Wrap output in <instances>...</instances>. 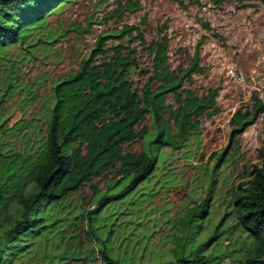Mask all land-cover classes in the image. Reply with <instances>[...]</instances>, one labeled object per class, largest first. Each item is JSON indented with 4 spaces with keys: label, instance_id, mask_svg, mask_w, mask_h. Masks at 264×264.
Listing matches in <instances>:
<instances>
[{
    "label": "trees",
    "instance_id": "obj_1",
    "mask_svg": "<svg viewBox=\"0 0 264 264\" xmlns=\"http://www.w3.org/2000/svg\"><path fill=\"white\" fill-rule=\"evenodd\" d=\"M61 2L0 0V73L9 60L6 52L10 47L24 49L23 59L35 45H47L54 40V36L43 35L38 29L46 15ZM109 35H97L76 69L52 82L42 146L38 151L32 152L26 145L15 150L1 141L0 264H64L69 259L79 260L85 256L80 253L86 246L79 243L84 238L91 242L86 250L95 251L93 257L100 264H214L217 257L211 253L212 244L227 233L232 235L234 230L243 239L234 246V251L230 248L238 254L233 264H264V170L257 165L247 171L246 179L232 186L228 206L234 221L222 227L224 216H221L208 233L195 239L192 248H187V244L192 241L195 224L199 225L197 212L207 207L208 195L179 218L180 225L169 245L162 240L159 248H142L148 253L147 259L144 252L136 251L138 245L131 242L129 235L119 238L116 244L112 242L114 223L106 218L105 225H100L101 209L111 201L124 198L126 192L153 170L158 147L178 146L197 132L203 112L216 110L214 88L208 87L198 95L182 86L183 78L201 70L197 48L188 65L175 75L169 70L164 39L150 41L153 51L150 74L137 90L129 76L133 67L129 52L122 51L120 45L114 46L107 62L95 61V54L102 50L101 44ZM17 75L14 69L7 70L4 76L0 74V105L14 90ZM166 93L172 95L174 104L166 103ZM263 110L264 98L253 93L246 106L231 114L229 140ZM145 113L150 115L153 125L148 149L138 153L123 150V144L134 138L135 124ZM1 116L0 110V134H4L10 127L5 126ZM149 144L154 145L150 148ZM221 156L222 152L218 159ZM112 168L120 174V187L107 192L112 188L109 186L96 193L91 204L110 194L111 199L93 208L75 209L72 193L92 177ZM100 229H104L103 234ZM237 238L234 240L238 241ZM50 244L59 249L45 251ZM166 248L170 256L164 259ZM33 253L40 254V259ZM45 255L47 260L42 262Z\"/></svg>",
    "mask_w": 264,
    "mask_h": 264
},
{
    "label": "rangeland",
    "instance_id": "obj_2",
    "mask_svg": "<svg viewBox=\"0 0 264 264\" xmlns=\"http://www.w3.org/2000/svg\"><path fill=\"white\" fill-rule=\"evenodd\" d=\"M38 32L54 36V40L47 45H35L23 59L24 49H7L9 60L0 74L4 76L7 70L14 69L18 75L14 90L0 105L5 126L10 127L0 134V145L4 141L5 147L15 150L26 145L32 152L41 148L52 82L76 69L99 34L110 35L103 40L95 61L107 62L114 46L120 45L122 51L129 52L133 66L129 76L137 90L150 74L153 53L150 41L164 39L169 70L175 75L188 65L197 48L201 70L183 78L182 86L198 95L208 87L214 88L216 110L203 112L197 132L178 146L158 147L153 170L126 192L124 198L111 201L101 209L100 225L106 218L114 223L112 242L116 244L119 238L129 235L131 242L138 245L136 251L144 252L147 259L148 253L142 248H159L162 240L169 245L180 225L179 218L207 195V207L197 212L199 225L195 224L187 248H192L195 239L208 233L221 216H224L222 227L234 221L228 206L232 186L246 179L252 165L264 170V120L260 114L229 140L231 114L246 106L253 93L259 95L262 91L264 95V87L260 90L264 77L259 62L264 54V0H62L46 15ZM230 64L244 74L241 84L226 75ZM165 101L174 104L170 93H166ZM17 121L23 124L20 126ZM152 128L151 117L145 113L135 124L134 138L123 144V150L146 151ZM119 177L113 168L92 177L72 193L73 207L93 208L111 199L112 194L91 204L96 193L109 186L112 188L107 192L117 190L122 183ZM100 230L103 234L104 229ZM242 239L234 230L232 235L227 233L214 242L211 247V253L217 257L214 264H233L238 257L233 252L234 246L240 245ZM79 243L86 246L80 253L85 256L64 264H100L93 257L95 251L86 250L91 242L84 238ZM52 244L44 250L59 249ZM169 253L166 248L161 256L167 259ZM45 260L47 255L41 258L42 262Z\"/></svg>",
    "mask_w": 264,
    "mask_h": 264
},
{
    "label": "built area",
    "instance_id": "obj_3",
    "mask_svg": "<svg viewBox=\"0 0 264 264\" xmlns=\"http://www.w3.org/2000/svg\"><path fill=\"white\" fill-rule=\"evenodd\" d=\"M260 65L262 66V73H263V77H264V54L260 56ZM226 75H228L232 81L237 82V83H242L244 81V74L240 71L237 70L233 65H227L226 67ZM264 87V81L262 83V86L260 87V90ZM259 89V87H256ZM263 92L261 91V93L257 96L260 98H264V95H261ZM260 118H262L264 120V110L260 113Z\"/></svg>",
    "mask_w": 264,
    "mask_h": 264
}]
</instances>
